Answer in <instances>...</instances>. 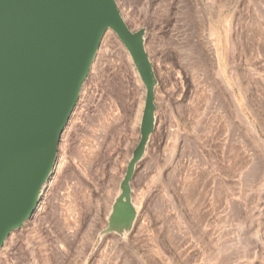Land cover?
<instances>
[{"label": "rangeland", "instance_id": "1", "mask_svg": "<svg viewBox=\"0 0 264 264\" xmlns=\"http://www.w3.org/2000/svg\"><path fill=\"white\" fill-rule=\"evenodd\" d=\"M117 1L152 63L145 151L128 175L146 91L112 30L0 264H264V0Z\"/></svg>", "mask_w": 264, "mask_h": 264}, {"label": "water", "instance_id": "2", "mask_svg": "<svg viewBox=\"0 0 264 264\" xmlns=\"http://www.w3.org/2000/svg\"><path fill=\"white\" fill-rule=\"evenodd\" d=\"M110 28L129 51L146 91L130 175L153 131L156 108L143 31L129 27L117 0H0V249L37 212Z\"/></svg>", "mask_w": 264, "mask_h": 264}, {"label": "bare ground", "instance_id": "3", "mask_svg": "<svg viewBox=\"0 0 264 264\" xmlns=\"http://www.w3.org/2000/svg\"><path fill=\"white\" fill-rule=\"evenodd\" d=\"M111 31H112L111 28L108 29V31L106 32L104 38H105V37L107 36V34H109ZM104 38H103V40H104ZM103 40H102V43H103ZM102 43H101V45H102ZM101 45H100V48H101ZM100 48H99V50H100ZM99 50H98V52H99ZM97 54H98V53H97ZM96 57H97V56H96ZM95 59H96V58H95ZM94 61H95V60H94ZM66 127H67V126H66ZM58 157H59V153H58V155H57V159H59ZM55 162H56V161H55ZM55 164H56V163H55ZM58 165H59V164L54 165L53 169L51 170V173L53 174L52 177H50L51 179H49V181L46 182V183L44 184L43 188H42V191H41V193H40L41 197H40V200H39L38 205H37V211H38V209H39V207H40L41 202L43 201V198H44L45 195H46V191H47V189H48V185H49L50 182H52L51 180L53 179V176L55 175L53 172H54L55 168H56V170H57ZM49 187H50V186H49ZM36 213H37V212H36ZM35 216H36V215H35ZM29 221H30V220H29Z\"/></svg>", "mask_w": 264, "mask_h": 264}]
</instances>
